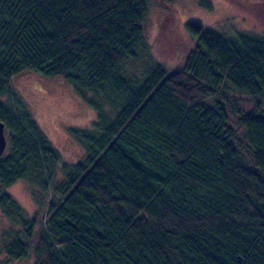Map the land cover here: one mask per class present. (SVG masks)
<instances>
[{
  "label": "trees",
  "instance_id": "1",
  "mask_svg": "<svg viewBox=\"0 0 264 264\" xmlns=\"http://www.w3.org/2000/svg\"><path fill=\"white\" fill-rule=\"evenodd\" d=\"M147 12L146 0H0L8 258L264 264V37L187 21L193 46L168 69L143 53ZM26 68L62 76L95 109L68 129L77 161L12 86ZM19 179L42 191L31 216L5 191Z\"/></svg>",
  "mask_w": 264,
  "mask_h": 264
},
{
  "label": "rangeland",
  "instance_id": "2",
  "mask_svg": "<svg viewBox=\"0 0 264 264\" xmlns=\"http://www.w3.org/2000/svg\"><path fill=\"white\" fill-rule=\"evenodd\" d=\"M146 1L143 53L168 69L180 67L193 46L194 37L184 26L187 21L226 36L241 31L264 37V0H208L210 7L201 4L200 0ZM138 62L141 64L142 60ZM11 84L26 101L62 158L71 163L80 159L83 147L72 138L68 129L90 126L96 116L95 109L77 95L62 76H46L26 68L12 76ZM238 97L247 99L246 95ZM248 107L245 102L244 108ZM5 191L18 205L23 217L36 211L42 197V191L36 185L23 179L15 181ZM9 224V218L0 208V264H34L30 251L25 257L10 259L2 250L5 241L1 240V233Z\"/></svg>",
  "mask_w": 264,
  "mask_h": 264
},
{
  "label": "water",
  "instance_id": "3",
  "mask_svg": "<svg viewBox=\"0 0 264 264\" xmlns=\"http://www.w3.org/2000/svg\"><path fill=\"white\" fill-rule=\"evenodd\" d=\"M7 146V137L5 134L4 122L0 120V155L4 152Z\"/></svg>",
  "mask_w": 264,
  "mask_h": 264
}]
</instances>
